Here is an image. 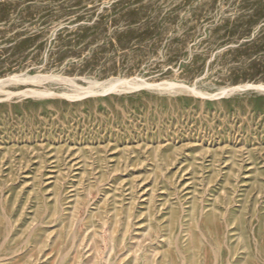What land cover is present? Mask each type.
<instances>
[{"label": "rangeland", "instance_id": "374dc122", "mask_svg": "<svg viewBox=\"0 0 264 264\" xmlns=\"http://www.w3.org/2000/svg\"><path fill=\"white\" fill-rule=\"evenodd\" d=\"M0 264H264V0H0Z\"/></svg>", "mask_w": 264, "mask_h": 264}]
</instances>
